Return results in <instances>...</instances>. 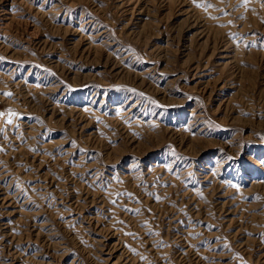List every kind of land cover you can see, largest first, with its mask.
<instances>
[{
	"label": "rangeland",
	"instance_id": "374dc122",
	"mask_svg": "<svg viewBox=\"0 0 264 264\" xmlns=\"http://www.w3.org/2000/svg\"><path fill=\"white\" fill-rule=\"evenodd\" d=\"M0 264H264V0H0Z\"/></svg>",
	"mask_w": 264,
	"mask_h": 264
}]
</instances>
